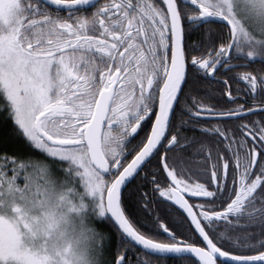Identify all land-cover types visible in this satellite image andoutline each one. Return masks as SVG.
Returning a JSON list of instances; mask_svg holds the SVG:
<instances>
[{"label": "snow or ice", "instance_id": "obj_1", "mask_svg": "<svg viewBox=\"0 0 264 264\" xmlns=\"http://www.w3.org/2000/svg\"><path fill=\"white\" fill-rule=\"evenodd\" d=\"M39 159L101 264H264V0H0V192Z\"/></svg>", "mask_w": 264, "mask_h": 264}, {"label": "clouds", "instance_id": "obj_2", "mask_svg": "<svg viewBox=\"0 0 264 264\" xmlns=\"http://www.w3.org/2000/svg\"><path fill=\"white\" fill-rule=\"evenodd\" d=\"M32 168L31 173L21 177L24 184L12 180L11 189L6 187L0 192V216L15 222L8 209L19 208L29 225L24 228L20 224L24 247L47 257L49 264H62L65 252L68 264H101L98 229L76 210L78 196L69 193L63 179L46 160H34ZM37 173L44 175L43 184L36 182Z\"/></svg>", "mask_w": 264, "mask_h": 264}, {"label": "flooded vegetation", "instance_id": "obj_3", "mask_svg": "<svg viewBox=\"0 0 264 264\" xmlns=\"http://www.w3.org/2000/svg\"><path fill=\"white\" fill-rule=\"evenodd\" d=\"M100 2L103 3L104 0H100ZM257 67H258V65H257ZM258 118L259 117H253V119H258ZM128 210H129V212L134 213L135 212L134 205H129V209ZM102 225L104 226V231L105 232H108V233L116 236V234H115L116 232L112 228L108 227L109 224H107V222H102Z\"/></svg>", "mask_w": 264, "mask_h": 264}, {"label": "trees", "instance_id": "obj_4", "mask_svg": "<svg viewBox=\"0 0 264 264\" xmlns=\"http://www.w3.org/2000/svg\"><path fill=\"white\" fill-rule=\"evenodd\" d=\"M108 227L112 228V229L116 232L115 228H113L111 225H108ZM115 234H116V236L110 234V243H111V246H112V247H115V246H116V243H117V241H118V239H119V235H118V233L116 232ZM134 258H135V257H133V259H134Z\"/></svg>", "mask_w": 264, "mask_h": 264}, {"label": "rangeland", "instance_id": "obj_5", "mask_svg": "<svg viewBox=\"0 0 264 264\" xmlns=\"http://www.w3.org/2000/svg\"><path fill=\"white\" fill-rule=\"evenodd\" d=\"M96 227L104 231V226L102 225V222H97Z\"/></svg>", "mask_w": 264, "mask_h": 264}]
</instances>
